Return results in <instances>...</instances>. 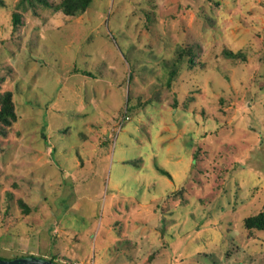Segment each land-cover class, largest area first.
I'll return each instance as SVG.
<instances>
[{
  "label": "rangeland",
  "instance_id": "rangeland-1",
  "mask_svg": "<svg viewBox=\"0 0 264 264\" xmlns=\"http://www.w3.org/2000/svg\"><path fill=\"white\" fill-rule=\"evenodd\" d=\"M64 1L0 0V259L264 264V0Z\"/></svg>",
  "mask_w": 264,
  "mask_h": 264
},
{
  "label": "trees",
  "instance_id": "trees-1",
  "mask_svg": "<svg viewBox=\"0 0 264 264\" xmlns=\"http://www.w3.org/2000/svg\"><path fill=\"white\" fill-rule=\"evenodd\" d=\"M91 2L92 0H76V3L74 4L71 0H66L60 6L56 7V9L64 11L67 15L75 16L84 13ZM13 117L14 115L10 95L5 94L0 96V121L7 124L9 123L8 118ZM159 172L168 176V174L163 170H159ZM245 226L248 229L264 231V212L247 219L245 221Z\"/></svg>",
  "mask_w": 264,
  "mask_h": 264
},
{
  "label": "water",
  "instance_id": "water-1",
  "mask_svg": "<svg viewBox=\"0 0 264 264\" xmlns=\"http://www.w3.org/2000/svg\"><path fill=\"white\" fill-rule=\"evenodd\" d=\"M0 264H55V263L35 257H22L13 260L0 259Z\"/></svg>",
  "mask_w": 264,
  "mask_h": 264
},
{
  "label": "built area",
  "instance_id": "built-area-1",
  "mask_svg": "<svg viewBox=\"0 0 264 264\" xmlns=\"http://www.w3.org/2000/svg\"><path fill=\"white\" fill-rule=\"evenodd\" d=\"M125 119H127V118H125Z\"/></svg>",
  "mask_w": 264,
  "mask_h": 264
}]
</instances>
